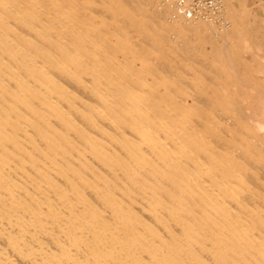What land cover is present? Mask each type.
Returning <instances> with one entry per match:
<instances>
[{
  "label": "bare ground",
  "instance_id": "1",
  "mask_svg": "<svg viewBox=\"0 0 264 264\" xmlns=\"http://www.w3.org/2000/svg\"><path fill=\"white\" fill-rule=\"evenodd\" d=\"M231 5L0 0V264H264V38Z\"/></svg>",
  "mask_w": 264,
  "mask_h": 264
},
{
  "label": "built area",
  "instance_id": "2",
  "mask_svg": "<svg viewBox=\"0 0 264 264\" xmlns=\"http://www.w3.org/2000/svg\"><path fill=\"white\" fill-rule=\"evenodd\" d=\"M178 15L187 20H209L222 14L224 0H172Z\"/></svg>",
  "mask_w": 264,
  "mask_h": 264
},
{
  "label": "rangeland",
  "instance_id": "3",
  "mask_svg": "<svg viewBox=\"0 0 264 264\" xmlns=\"http://www.w3.org/2000/svg\"><path fill=\"white\" fill-rule=\"evenodd\" d=\"M226 1H228V0H225L224 2H226ZM230 1V3L231 4H233V8L235 9V10H237L238 8H239V10H237V11H239V12H237L238 13V15L240 16V17H242V16H244V14H243V12L244 11H242V10H244V8H242V6H245V8L248 10V8H250V12H248V14L250 13V16L253 14L254 16H255V18H257V25L259 24V27H260V30H262V31H260V34L262 35L261 37H263L264 38V0H229ZM241 1H242V6L240 5V3H241ZM263 1V2H262ZM253 3V4H252ZM255 4V5H254ZM237 6H239V7H237ZM241 6V7H240ZM262 6V7H261ZM242 8V9H241ZM241 9V10H240ZM242 11V12H241ZM245 13V12H244ZM247 13V12H246ZM259 14V15H258ZM251 16L250 18H254V16ZM257 16V17H256ZM228 17V16H227ZM227 17H225L224 19L223 18H220V20H216L215 21V23L214 24H216L215 26L213 25V27L212 28H214V29H218V31L219 30H222L221 29V27H224V29H227L230 25V27L229 28H231L232 27V25H233V23L232 22H228L227 20H228V18ZM170 18L171 17H167V19H169L170 20ZM245 18V17H244ZM226 19V20H225ZM225 20V21H224ZM221 21V22H220ZM253 21V20H252ZM219 22V23H218ZM227 22V23H226ZM246 22V21H245ZM220 23H222V24H220ZM246 23H248L249 24V22H246ZM254 23V22H253ZM220 24V25H219ZM252 24V23H251ZM222 25V26H221ZM221 26V27H220ZM248 26V25H247ZM228 28V29H229ZM223 29V30H224ZM247 30H248V33H250L251 35H252V31H251V28L250 27H247ZM249 34V35H250ZM254 35V34H253ZM193 39V40H192ZM191 40H192V42L193 43H195V39L193 38V37H191ZM198 45H202V46H204L205 48V50H208V49H210V46L208 45V44H198ZM207 45V46H206Z\"/></svg>",
  "mask_w": 264,
  "mask_h": 264
}]
</instances>
